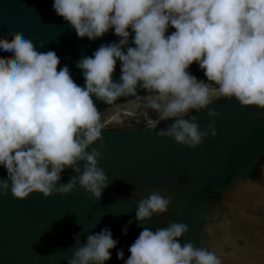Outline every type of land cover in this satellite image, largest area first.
Masks as SVG:
<instances>
[{"label":"clouds","instance_id":"obj_1","mask_svg":"<svg viewBox=\"0 0 264 264\" xmlns=\"http://www.w3.org/2000/svg\"><path fill=\"white\" fill-rule=\"evenodd\" d=\"M53 10L81 39L114 30L119 40L76 62L82 87L66 65L59 67L55 51H38L18 31L0 38V51L9 53L0 56V167L7 172L0 196L10 191L24 200L38 192L48 198L70 194L78 185L101 199L110 181L98 167L102 152L88 149L97 141L103 146L107 125L93 97L108 106L134 98L133 110L149 132L192 149L209 133L217 135L219 113L210 108L215 101L234 98L242 107L264 110V0H54ZM193 63L206 79L188 71ZM205 110L211 122L201 130L191 113ZM111 121L122 124L118 114ZM166 121L172 122L159 128ZM67 168L75 175L59 183ZM171 204L152 191L138 201L134 219L141 226L166 215ZM189 230L174 221L154 231L143 227L124 264H221L207 247L180 242ZM118 243L109 228L89 234L67 264H105ZM116 255L124 260L123 249Z\"/></svg>","mask_w":264,"mask_h":264},{"label":"water","instance_id":"obj_2","mask_svg":"<svg viewBox=\"0 0 264 264\" xmlns=\"http://www.w3.org/2000/svg\"><path fill=\"white\" fill-rule=\"evenodd\" d=\"M53 2L0 0V38L11 39L10 32L18 31L38 51H55L59 67L66 65L83 87L76 62L92 56L102 44L118 42L119 37L110 30L95 40L79 38L55 13ZM8 55L0 51V56ZM188 71L206 79L198 64L193 63ZM120 75L118 61L113 80L118 82ZM93 99L105 114L107 127L102 131L103 146L97 141L88 151L96 147L102 152L98 167L108 176L109 186L98 201L78 185L70 194L54 193L48 198L38 192L24 200L14 198L10 191L0 196V264H67L89 234L104 228L119 242L105 264H124L143 227L154 231L173 221L189 226L182 244L207 247L221 264H264V110L242 107L234 98L215 101L210 108L219 113L217 135L209 133L192 149L149 132L145 118L133 110L134 98L122 97L112 106ZM117 114L122 124L111 121ZM191 114L198 116L201 130H207L211 122L207 110ZM171 122H162L159 128ZM79 166L83 170L84 162ZM74 175L67 168L59 183H68ZM0 179H7L3 167ZM152 191L171 199L169 212L138 226L134 219L138 201ZM130 219L133 223L128 225ZM120 249L124 260L117 259Z\"/></svg>","mask_w":264,"mask_h":264},{"label":"trees","instance_id":"obj_3","mask_svg":"<svg viewBox=\"0 0 264 264\" xmlns=\"http://www.w3.org/2000/svg\"><path fill=\"white\" fill-rule=\"evenodd\" d=\"M172 31H174V29H171V28H170V29H169V33H171Z\"/></svg>","mask_w":264,"mask_h":264}]
</instances>
